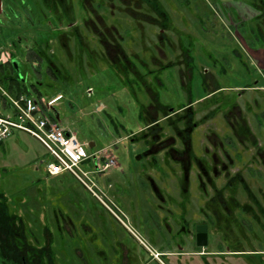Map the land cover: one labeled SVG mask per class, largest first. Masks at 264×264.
<instances>
[{"label":"rangeland","instance_id":"374dc122","mask_svg":"<svg viewBox=\"0 0 264 264\" xmlns=\"http://www.w3.org/2000/svg\"><path fill=\"white\" fill-rule=\"evenodd\" d=\"M242 2L249 0H55V13L44 0H0L3 61L12 58L14 50L24 54L39 42V49L54 63L55 77L43 71L42 61H26L24 55L15 54L23 65L27 94L44 100L61 94L51 111L58 114L60 124L73 130L87 146L92 141L91 151L108 149L116 159V165L86 179L99 199L68 173L47 175L42 162L46 151L31 135L14 130L0 142V192L8 203L3 201L10 211L24 217L25 226L37 239L50 237L55 264H82L77 250L87 264H161L145 247L155 246L152 231L161 221L158 203L172 209L168 218L174 236L183 207L188 226L210 224L206 219L212 201L209 197L232 175L244 179L255 194L263 195L264 68L253 61L250 65L242 38L257 47L259 40L248 21H238L255 11L242 5L248 12L235 11L237 20L227 4ZM70 10L74 21L70 25L76 32L55 20L57 14ZM234 23L239 24L235 27ZM252 23H257L264 35V13L259 22ZM13 41H17L15 47ZM172 61L180 69L177 65L164 68ZM117 65H128L129 70ZM29 81L42 83L37 85L40 95ZM189 102L196 111L190 120V125L196 123L190 150L205 160L211 177L202 176L203 180L197 179V169H184L177 163L186 160L177 156L180 153L174 152L173 158L158 154L154 161L139 155L144 151L140 135L145 125L139 111L147 120L158 119L159 126L171 133V120L186 113ZM12 111L6 104L0 106V114ZM176 126L182 127V123L177 120ZM212 154L220 158L214 164L215 174L211 171ZM206 179L213 182L212 188ZM151 180L164 200H157ZM237 185L232 190L221 189L224 198L229 199L234 191V198L242 201L244 191L235 190ZM179 192L192 194L182 201L184 206L176 203ZM54 208L77 220L80 216L90 233L83 228H75L77 233L53 228L58 223L51 215ZM229 215L228 223L238 220L236 211ZM43 221L51 223V236L40 231ZM259 222L252 230L243 228L246 239L242 246L223 242L217 249L223 254L218 256L162 259L165 264H264V218L259 216ZM161 228L165 232L163 225ZM170 236L167 234V245L176 251L180 239L176 235L170 240ZM12 241L7 248L0 246V252L10 257L9 264H24L19 259L22 253L26 264H44L39 256L46 250L38 253V245L21 246L15 236ZM228 244L230 250L240 251L226 253Z\"/></svg>","mask_w":264,"mask_h":264},{"label":"flooded vegetation","instance_id":"af4514ba","mask_svg":"<svg viewBox=\"0 0 264 264\" xmlns=\"http://www.w3.org/2000/svg\"><path fill=\"white\" fill-rule=\"evenodd\" d=\"M44 1L45 2L47 1L46 5L49 6V8L52 7L54 12L56 13V10L53 7L55 0H44ZM242 5H246L248 7H251V9H253L255 11V14H252L250 17H248V16L243 17L242 23L244 21L249 22V24L254 28L255 33L257 35V39L259 40V44H260L259 47H257L258 45L257 46L256 45L251 46L250 44H248L246 38H242V40L244 41V45L246 46V49H248V57H249L248 60L250 59L249 61H251L250 65L253 61V63H255V66L264 68V35H263L262 31H260L257 23H254V24L252 23V21L259 22L260 18L263 17L264 0H249L248 3L242 2ZM229 10H230V14L232 15L231 9H229ZM242 11L248 12V10L244 8V6H242ZM72 13H73V11L70 10V11H67L66 13L64 12L60 15L57 14L55 17V20L57 23H67V27L69 26L68 29L70 28L73 30V32H76L74 30L75 28L70 25L71 23H74V21L72 19V17H73ZM233 14H234L233 17L237 18V16H236L237 14L235 13V11ZM160 24L164 26L165 24H168V23H160ZM245 46H243L244 49H245ZM242 61L246 67L250 66L248 63H246V61L243 58H242ZM176 65H177V63H173V61H172V63H168L167 65H165L164 68L169 67V66L175 67ZM177 67H178V69H180V66L177 65ZM117 68L120 70H124V71L129 70L128 65H126V66L117 65ZM35 71H37L39 74L40 73L44 74V72H46V69L45 68L43 69L44 72H41L42 70L40 71L39 68H37V70L35 69ZM30 82L34 83V81H29V83ZM37 82L38 81H36V83ZM124 82H126V81H124ZM218 88H220V86L217 87L216 89H218ZM216 89L211 90L207 94L215 91ZM188 105H190L189 108L191 110L184 111L186 113L182 112L177 118V120L180 123H182V127L176 126L177 120H171L172 122H174V124L171 125L172 126L171 133H169L168 131H165L163 127L159 126L158 119H156L154 117L152 119L150 117L148 118L150 120H147L148 124H145L143 126V128H142L143 131L141 132V135H140L141 143L144 146V148H143L144 151L142 150L139 153V155H141V157L145 156V158H147V157H150V159L153 158V161H154L155 160L154 158L158 154H160L161 156L163 154L164 156H168L169 158L170 157L173 158L174 155H172V154L174 152H175V154L180 153L181 155L177 154V156L186 157L185 161L184 160L183 161H181V160L177 161V163L180 164L181 167L183 166L184 169L186 167L197 169L196 176H197L198 180H203V179H201L202 176H205L206 178H211L209 175V167L205 164V160L201 156L196 155L195 153L191 152V150H190L191 137L193 134L192 131L194 129L192 127V125L196 124L193 122L190 125V123H191L190 120L193 118V115L196 114V111L191 108L192 102H190ZM213 105L216 106V104H213ZM208 106H206L207 109L209 108ZM218 107L221 108L220 105ZM205 116H203V117H205ZM237 129H242V128L237 127ZM237 129H236V132L239 133V131ZM176 144H178V147H176ZM220 145H222V144L220 143ZM173 161L175 162L176 160L174 159ZM211 161L213 162V165L211 166V171L213 172V174H215L216 168H215L214 164L217 161H220V158H218L215 154H212ZM224 167H225V165H223V168ZM228 178H230V179H226V182L221 187V189L222 190H224V189H231L232 190V189H234V187H236L234 185L238 184L237 188L235 190H237L238 192H241L240 190L243 189L244 198L242 201L235 199L234 196H236V193H234V191H232V195L229 197V199L224 198L223 192H221L222 190L220 188L218 190L216 189V192L215 191L212 192L210 197H209L210 198L209 200H212V201H211L210 205H208V211L206 213V219H207V221L210 220V222H209L210 224L200 222V223H195V224H191L190 226H188L187 223H184L185 209L183 207L184 213L181 215L180 222L178 223L179 225H177V226L175 225V228L176 227L177 228L175 229L174 236H173L172 225H171L172 222H170L169 218H168V217L171 218L170 212L172 209L171 208L168 209L167 206H163L162 204L164 202H162L160 204L158 203L159 205L158 204L156 205L160 210L161 221L156 223L157 227H156V229H154V231H152V234L155 235V244H154L155 246L151 247L150 245L147 246L143 243L146 247L147 252L151 255V258H155L161 264H165L162 257H174V258L177 257L178 258L181 255H200V256H204V257L208 256V255L218 256L220 254H223V250H217V249L222 247L223 242H226V241L236 242V243H232V246L233 245L242 246V240L246 239V235L244 233L243 228H250L252 230L253 224H255L256 226L258 224H260L259 216L264 218V193H263V195H260V196L258 194H255L253 191H251L250 188L247 187V182L244 179H236L235 175H232ZM206 181H208L210 183V188H212L211 185L213 182L210 179H206ZM151 184H152L154 193L157 196V200H159V199L164 200L165 198L161 196V194L163 195V193H159V191H158L159 189L156 187L155 183L152 180H151ZM1 195L5 197L4 194H1ZM191 197H192L191 193L179 192V193H177L176 203L178 205L184 206L182 201L184 199H186L185 200V202H186ZM5 201L8 203L7 197H6ZM6 202H4V203L7 204ZM240 202H242V203H240ZM9 208L10 207L7 204V212L10 216L6 218V221L8 222V226L10 227L9 230H11V232L8 233L7 239L4 238L0 242V246L7 248L8 246L11 245V242H13L12 240L15 236L16 240L19 242V244L21 246L24 244L30 245V246L33 245V246H31L33 248L34 246L38 245L39 246L38 253H39V251H45L46 250V254H42L39 256L41 262H43L44 264H55L53 261L54 256L52 255L53 254L52 242H49L50 237L44 235L43 239H37L36 236L31 232V230L25 226L26 224H25L24 217L21 214H17L14 210L13 211L15 213L10 211ZM53 210H55L56 212L53 211L51 213V215L53 216L54 221H55V217H57V222H58L57 224L56 223L54 224L55 226H53V228L65 231L67 233H68V231L73 232V229L76 232L75 228H79V229L83 228L87 232L90 231L84 225V223L80 220V216H78V220H77V219L73 218L72 216H70L69 214H67L66 212L61 211V209L59 210V209L54 208ZM234 211H236V218L238 220H236L235 221L236 223L234 222L233 224L228 223V222H230V220L232 218L229 214L233 213ZM180 213H182V212H180ZM202 214L204 215V213H202ZM114 215H116V214H114ZM246 216H248V217H246ZM117 218L120 220L119 217H117ZM175 223H177V222H175ZM161 225L164 226L165 232L162 230ZM212 229H215L214 231L216 233L221 232L222 234L220 233V235H218V236L217 235L213 236L215 234V232ZM223 230H225V232ZM40 231L41 232L43 231L44 234H45V232L50 233V236H51V233H52L51 223L48 221H46V222L43 221L41 223V226H40ZM235 231H237V232H235ZM229 232H231V236H230ZM167 234L171 235L170 240L172 239V237L173 238L176 237V235L180 239L179 240L180 245L178 247H175L176 251H173V250L171 251L170 248H172V247H170V244L167 245V243H168V241L166 239ZM220 237H221V239H220ZM235 237H236V239H234ZM247 239H249V238H247ZM259 239H261V237ZM262 239H264V237ZM90 240L93 242V239H91V234H90ZM210 240H211V243H210ZM15 243H17V242H15ZM47 244H48V246H47ZM17 245H18V243L16 244V246ZM93 245L95 247V250H97V247L94 244V242H93ZM212 245L215 248L212 247ZM230 246L231 245L228 244L227 247L229 248V250H227L226 253L236 254L235 252L240 251L237 249L230 250ZM208 247H209V250L206 249ZM40 248H42V250H40ZM76 252H77V255L79 256V260H81L82 264H87L85 257H83L81 254V251L77 250ZM226 253H224V254L228 255ZM0 256L3 259L5 264H9V262L7 261L8 259H10L9 256L3 255L1 252H0ZM34 257H36V256H34ZM19 259H20L21 263L26 264V262H27L26 256L23 253L19 255ZM176 262L178 263L177 260H176ZM121 263L122 262H119V264H121ZM99 264H101L100 261H99Z\"/></svg>","mask_w":264,"mask_h":264},{"label":"built area","instance_id":"2783aa9c","mask_svg":"<svg viewBox=\"0 0 264 264\" xmlns=\"http://www.w3.org/2000/svg\"><path fill=\"white\" fill-rule=\"evenodd\" d=\"M5 54L0 50V61ZM2 94L14 109L12 118L0 114V141L10 136L14 130L23 131L34 137L45 149L46 157L42 160L47 175L68 173L78 179L96 197L100 195L86 179L100 175L116 165V159L108 149L93 152L87 143L80 141L76 133L60 124V120L51 113L52 106L60 100L61 94L51 98L31 97L21 94L17 98ZM0 97V103H1ZM114 213V212H113ZM115 214V213H114Z\"/></svg>","mask_w":264,"mask_h":264},{"label":"trees","instance_id":"16d2710c","mask_svg":"<svg viewBox=\"0 0 264 264\" xmlns=\"http://www.w3.org/2000/svg\"><path fill=\"white\" fill-rule=\"evenodd\" d=\"M1 36L4 37L3 33H0ZM2 37V38H3ZM17 41H13L12 44L15 47ZM40 43L35 42L33 45H31L27 51H25L24 54H19L17 51L14 50L12 53V58L7 59L4 62L0 61V97H3V99L6 100V104L8 106H11V103L9 100L2 94V90L5 91L9 96L17 98L21 94H27L28 93V87L26 86L24 75L22 72L23 65L21 63L20 58L15 57V54L18 56H25L24 58L26 61H42L44 63V67L46 69V73L55 75V68H53L54 63L51 61L50 56H47L45 52L43 53L39 48ZM34 66V65H33ZM34 68L37 70L38 67L34 66ZM32 90L36 92L38 95L41 94V91L38 89L37 85H42L41 82L37 83H29ZM58 89H61V87H58ZM190 103V102H189ZM188 103V104H189ZM13 107V106H12ZM189 107V106H188ZM191 110L190 108L186 109V111ZM13 111H15L13 109ZM143 113L141 111L139 112V117L141 118V122L144 124H148L147 119L143 117ZM0 192V242L5 238L7 239L8 233L11 232L9 230L8 222L6 221V218L10 215L7 212V204L4 203L3 200L5 198L1 195ZM0 263L5 264L3 259L0 256Z\"/></svg>","mask_w":264,"mask_h":264},{"label":"crops","instance_id":"0c3cea01","mask_svg":"<svg viewBox=\"0 0 264 264\" xmlns=\"http://www.w3.org/2000/svg\"><path fill=\"white\" fill-rule=\"evenodd\" d=\"M227 4H229V8L231 9V12H232V16H234V11H238L239 9H242V3H227ZM237 4H239V5H237ZM1 9V8H0ZM237 20H238V18H236ZM238 21H242V18L241 19H239ZM239 23H234V26L235 27H237V25H238ZM240 24H242V23H240ZM1 103H0V106L1 105H3V104H6V100L5 99H3V97H1ZM6 106H8V104H6ZM9 107V109H12V107L11 106H8ZM13 110V109H12ZM5 111H7V110H5ZM4 111V112H5ZM2 114V113H1ZM3 116H7V117H10V118H12L13 117V115H14V111H12V113L11 114H8V115H6L5 113L4 114H2ZM2 141V140H1ZM0 141V142H1ZM63 174H65V173H63ZM58 175H60V174H58ZM49 176H56V175H49Z\"/></svg>","mask_w":264,"mask_h":264},{"label":"water","instance_id":"95a60500","mask_svg":"<svg viewBox=\"0 0 264 264\" xmlns=\"http://www.w3.org/2000/svg\"><path fill=\"white\" fill-rule=\"evenodd\" d=\"M52 110H53V106H52ZM55 118H57V119H59V117H58V114L56 113L55 115ZM92 145H93V142L92 141H90L89 143H88V147H92ZM1 264V263H0Z\"/></svg>","mask_w":264,"mask_h":264}]
</instances>
